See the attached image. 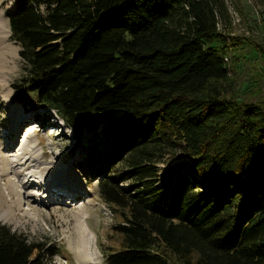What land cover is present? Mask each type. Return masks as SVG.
Instances as JSON below:
<instances>
[{
	"label": "trees",
	"instance_id": "obj_1",
	"mask_svg": "<svg viewBox=\"0 0 264 264\" xmlns=\"http://www.w3.org/2000/svg\"><path fill=\"white\" fill-rule=\"evenodd\" d=\"M219 5L19 0L8 16L28 66L17 101L54 110L76 147L113 124L86 154L122 238L110 264H264V99L226 97ZM55 254L0 223V264Z\"/></svg>",
	"mask_w": 264,
	"mask_h": 264
},
{
	"label": "rangeland",
	"instance_id": "obj_2",
	"mask_svg": "<svg viewBox=\"0 0 264 264\" xmlns=\"http://www.w3.org/2000/svg\"><path fill=\"white\" fill-rule=\"evenodd\" d=\"M17 1L0 0V163L1 156L9 153L7 158L13 166L12 153L6 148L14 143H18V148L13 157L22 152L27 157L14 162L17 170H23L18 177L10 172L0 179L1 186L8 178L16 181L14 188L22 185L18 203L13 198L9 204L0 206V223L31 241L57 248L53 264H81L72 247L84 243L82 231L86 230L93 254L87 258L97 256L99 264H110L111 254L122 249V238L114 231V214L100 193L103 175L89 169L86 154L89 146L104 148L112 122H102L95 130H87L76 147L73 129L54 110L45 106L33 108L17 101L12 86L28 70L9 27L8 16ZM223 4L217 8V29L224 35L227 50L226 97L264 99V0H223ZM119 116L114 115V119ZM37 163L40 166L35 170L33 166ZM31 171L35 172L34 178ZM27 176L28 184H22ZM70 186H78L79 192L70 190ZM57 188L67 197L60 198L56 192L49 195ZM198 259V254H191V264H199Z\"/></svg>",
	"mask_w": 264,
	"mask_h": 264
},
{
	"label": "bare ground",
	"instance_id": "obj_3",
	"mask_svg": "<svg viewBox=\"0 0 264 264\" xmlns=\"http://www.w3.org/2000/svg\"><path fill=\"white\" fill-rule=\"evenodd\" d=\"M17 145H18V143H14L12 146H9V147L6 148V151L7 152L9 151V152L12 153V155H11V157H12L11 158V161L13 163V166H11V164L9 163V161H10L9 158H7V154H9V153H7L6 155L4 154V155L1 156L2 162L0 163V179L3 178V177H5V176H7V174L10 173V172H12L15 175V177H18L23 172V170H17L16 169V166H14V164L17 161L19 163V161H21V160H23V159H25L27 157V156H25L26 154H24L23 152L21 153V155L17 156V158H14L13 157L14 156L13 153H15L16 149L18 148ZM6 159L8 160V164L6 162ZM26 161H24V162H26ZM39 166H40V163H37V165L36 166H33V168H35V170H37V169H39ZM9 170H11V171H9ZM34 174H35V172L31 171V176L32 177H33ZM27 178H28V176H27ZM27 178L23 181L22 184H25V183L29 182L30 178H28V179ZM5 180H6L5 181V184L3 185L4 187L1 186L2 183L0 182V206H5V204L6 205L9 204L12 201L13 198H15V200H13L14 203L15 202L18 203V201H19L18 199H19V196H20L19 195V191H20V187L22 186V185H18L17 187L14 188L13 187V183H15L16 181L12 180L11 178H8V179H5ZM36 183L38 184V182H36ZM33 184H31V186ZM59 187H64V185L63 186L61 185ZM77 187L76 186H73V187L70 186L69 188H71L70 190H72L74 192L75 191L76 192H79V189H78V191L76 190ZM4 188H5V190H3ZM50 189H53V188H50ZM50 193H51V195H54V191L53 190H51ZM59 197L62 198L63 196L59 195ZM73 197H76V195L73 196ZM75 199H77V197ZM82 233H83V236L86 237L85 238V241H84V243H79V245H75L74 247H72L73 248L74 255L80 261L81 264H89V263L99 264L100 262L98 261V259H97L98 257L97 256L96 257L93 256L92 257L93 258L92 260H89L87 258V257H89L88 254H90V252L92 253V251L90 249V241L91 240L90 241L88 240L89 237H88V232L86 230L82 231ZM90 255H93V254H90Z\"/></svg>",
	"mask_w": 264,
	"mask_h": 264
},
{
	"label": "built area",
	"instance_id": "obj_4",
	"mask_svg": "<svg viewBox=\"0 0 264 264\" xmlns=\"http://www.w3.org/2000/svg\"><path fill=\"white\" fill-rule=\"evenodd\" d=\"M226 60H227V58H226Z\"/></svg>",
	"mask_w": 264,
	"mask_h": 264
},
{
	"label": "crops",
	"instance_id": "obj_5",
	"mask_svg": "<svg viewBox=\"0 0 264 264\" xmlns=\"http://www.w3.org/2000/svg\"><path fill=\"white\" fill-rule=\"evenodd\" d=\"M16 7V6H15Z\"/></svg>",
	"mask_w": 264,
	"mask_h": 264
}]
</instances>
